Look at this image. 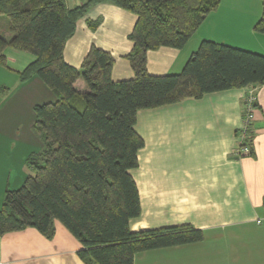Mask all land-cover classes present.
Wrapping results in <instances>:
<instances>
[{
	"label": "trees",
	"instance_id": "obj_1",
	"mask_svg": "<svg viewBox=\"0 0 264 264\" xmlns=\"http://www.w3.org/2000/svg\"><path fill=\"white\" fill-rule=\"evenodd\" d=\"M96 1L103 0L68 8L64 0H0L11 33L8 41L0 36V64L7 46L32 54L20 78L35 75L54 95L33 107L43 147L26 157L32 173L18 188L5 190L0 234L33 227L51 238L57 221L77 239V255L86 264H133L137 252L203 237L190 224L130 230V220L140 214L130 174L143 145L134 128L137 111L262 84L264 54L203 40L179 73L150 74L147 52L181 47L219 0H107L136 15L125 54L133 77L113 80V57L106 50L91 46L78 68L63 58L77 19ZM261 6L253 28L264 33V0ZM78 78L83 91L74 86Z\"/></svg>",
	"mask_w": 264,
	"mask_h": 264
},
{
	"label": "crops",
	"instance_id": "obj_2",
	"mask_svg": "<svg viewBox=\"0 0 264 264\" xmlns=\"http://www.w3.org/2000/svg\"><path fill=\"white\" fill-rule=\"evenodd\" d=\"M64 2L72 8L85 0ZM261 10V0H219L181 47L148 51L147 71L179 73L203 40L264 54V33L253 28ZM135 20L134 12L111 1L91 3L65 42V62L78 68L94 46L112 55L113 80L132 78L125 54L132 48L128 34ZM2 23L0 36L8 41L11 33L7 22ZM19 51L5 47V61L13 65L0 66V86H5L0 87V207L5 190L18 188L32 173L26 157L37 152L31 147L37 136L33 107L54 99L35 75L20 78L18 72L34 57ZM74 86L86 89L81 78ZM252 87V151L238 156L234 148L244 98ZM134 128L143 145L137 152V166L130 169L140 203V214L130 220V230L190 224L203 237L137 252L133 264H264V83L139 109ZM79 246L57 221L51 238L26 227L0 234V264H86L77 255ZM154 251L158 260L147 261Z\"/></svg>",
	"mask_w": 264,
	"mask_h": 264
},
{
	"label": "built area",
	"instance_id": "obj_3",
	"mask_svg": "<svg viewBox=\"0 0 264 264\" xmlns=\"http://www.w3.org/2000/svg\"><path fill=\"white\" fill-rule=\"evenodd\" d=\"M253 91V87L249 88L244 98L242 123L238 132L236 147L234 148V153L238 156L248 154L252 149L249 139L252 132L253 110L255 109V96Z\"/></svg>",
	"mask_w": 264,
	"mask_h": 264
},
{
	"label": "rangeland",
	"instance_id": "obj_4",
	"mask_svg": "<svg viewBox=\"0 0 264 264\" xmlns=\"http://www.w3.org/2000/svg\"><path fill=\"white\" fill-rule=\"evenodd\" d=\"M2 20H4V24H6V22H7L6 17L3 16V15H0V24H3V23H2ZM19 52H22V51H19ZM23 54H25V53H23ZM9 65L12 66L13 64H10V62H6V61H5L4 65L0 64V66L5 67V68H8ZM7 72H8V71H7ZM0 87H1V86H0ZM53 101H54V100H53ZM36 134H37V136L35 137V140L33 141L34 143L31 145V147H32V148H35V151H40V150H42V147H43V140H42V137H41L38 133H36ZM35 143H36V144H35ZM23 148H24V147H23ZM24 149H25V148H24ZM159 248H160V247H159ZM148 250H149V249H148ZM155 250H157V249H155ZM158 256H159L158 251H154V253H153L152 255H147L146 260L149 261V260H151L152 258L158 260ZM139 264H142V262L139 263Z\"/></svg>",
	"mask_w": 264,
	"mask_h": 264
}]
</instances>
